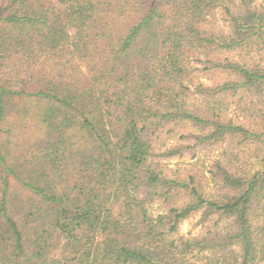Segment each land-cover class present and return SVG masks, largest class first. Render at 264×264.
Wrapping results in <instances>:
<instances>
[{"label":"trees","instance_id":"obj_1","mask_svg":"<svg viewBox=\"0 0 264 264\" xmlns=\"http://www.w3.org/2000/svg\"><path fill=\"white\" fill-rule=\"evenodd\" d=\"M56 1L62 11L0 0V264L263 262L264 171L223 169L237 193L215 199L193 177L167 176L153 144L183 123L207 128L202 142L264 137L208 100L198 110L189 101L202 64L236 76L199 84L207 98L264 85V65L230 57L262 49L264 8L253 0ZM25 135L32 142L20 161ZM12 179L30 194L22 220L11 212ZM182 190L188 203L150 209ZM201 209L232 219L233 233L179 239V224Z\"/></svg>","mask_w":264,"mask_h":264},{"label":"rangeland","instance_id":"obj_2","mask_svg":"<svg viewBox=\"0 0 264 264\" xmlns=\"http://www.w3.org/2000/svg\"><path fill=\"white\" fill-rule=\"evenodd\" d=\"M51 9L56 8L62 11V6L56 0H40ZM254 5L264 8V0H253ZM218 25L229 31L227 23L223 20V15L217 13ZM230 57L242 61L264 65V46L262 49L256 48L250 53L230 55ZM200 65V70L193 75L194 84L190 87V104L198 109L205 105L204 100H208L210 105L216 106L220 115L226 121H231L236 125L249 128L254 132H264V85L253 87H242L237 91L221 92L216 91L213 97H205L195 92L196 87L203 83L206 87H216L224 82L236 80V76L221 69L206 70ZM208 129L196 124H172L168 125L154 142L153 159L159 163L165 174L180 180L195 179V184L200 191L215 199H223L225 196H234L237 192L227 186L223 180V169L231 173L238 174L254 173L264 171V137L261 139L246 140L240 136L226 135L220 141L202 142L200 138L207 134ZM32 137L21 136V147L18 150V158L26 150H30ZM34 151H37L35 148ZM173 151L174 153H171ZM193 185V184H192ZM172 193L169 200L158 199L150 206L152 212L167 214L172 206H181L191 200L188 192L182 190L180 193ZM30 198L29 192L24 189L16 180H11L10 207L15 218L22 220L26 203ZM161 200V201H159ZM115 212L120 211V206L114 205ZM230 218H220L216 213L209 214L206 209L198 210L191 214L186 220L179 224L178 238L187 239L207 238L211 240L215 236L225 237L228 231L233 228ZM238 249V246H232ZM258 264H264L260 262Z\"/></svg>","mask_w":264,"mask_h":264}]
</instances>
